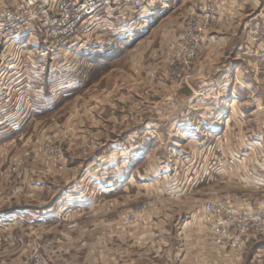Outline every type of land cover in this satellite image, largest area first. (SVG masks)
<instances>
[{
	"label": "rangeland",
	"instance_id": "374dc122",
	"mask_svg": "<svg viewBox=\"0 0 264 264\" xmlns=\"http://www.w3.org/2000/svg\"><path fill=\"white\" fill-rule=\"evenodd\" d=\"M145 4L144 10L133 14V23L112 21L103 26L100 17L95 18L91 24L84 25L89 27L86 33L80 29L72 41L74 44L61 51H50L39 31L38 43L34 37L20 39L25 45L22 55L33 61H26L24 67L30 119L20 131L0 127V206L19 205L24 195L21 182L27 184L39 172L46 175L47 181L62 185V196L68 194L72 181L79 180V194L86 196L83 204H95L98 211L107 202L102 188L108 180V169L116 174L130 169L143 174L138 182L143 188H133L116 197L121 201L135 199L144 204L150 193L145 190L150 189L147 184L155 181L158 187L163 186V194L167 193L166 187L168 191L174 190L170 189L173 179L172 183L179 184L176 189L187 184L180 170L197 166L196 160L185 156L192 146L179 140L168 144L165 128L154 130L157 140L150 141V129L146 127L151 120L164 121L170 112L180 113V109L202 98L181 100L180 96L172 95V89L183 84L173 79L170 58L185 27L195 18L204 21L213 10L217 21L207 34L223 24L233 27L234 36L222 40L226 43L221 46L223 55L208 63L207 72L217 76L210 92L202 89L207 96L200 103L215 101L236 109L231 115L237 124L222 129V151L237 146L241 157L245 153L246 133L258 136L261 126L246 121L258 119L261 111L255 109L264 108V0H145ZM172 21H176V30L168 32L172 26H167ZM226 32L231 31H222ZM202 51L203 41L193 75ZM222 72L225 77L218 76ZM192 81L193 77L186 84ZM50 88L55 94L46 101L50 97L45 93ZM74 89L76 93L67 95V91ZM15 97L10 94L9 100L5 98L6 103L0 104L12 109ZM178 135L181 137L180 129ZM133 141L136 146L141 145L144 154L122 156L125 151H133ZM201 146L213 147L207 142ZM110 155L112 158L108 159ZM207 162L208 167L212 166L213 159ZM241 168L238 174L233 169L220 179L226 191L218 193L206 188L205 200L219 195L244 210L255 207L264 194L248 185L244 165ZM153 169L157 175H147ZM172 169L177 171L176 176L168 175ZM8 180L12 183L10 187ZM15 189L17 193L13 195ZM180 189L175 193H181ZM46 200L52 202L49 196ZM74 221L68 213L59 231L53 232L47 226L46 242L54 236H64ZM259 244L264 250L263 244Z\"/></svg>",
	"mask_w": 264,
	"mask_h": 264
},
{
	"label": "crops",
	"instance_id": "0c3cea01",
	"mask_svg": "<svg viewBox=\"0 0 264 264\" xmlns=\"http://www.w3.org/2000/svg\"><path fill=\"white\" fill-rule=\"evenodd\" d=\"M18 1L0 0V10L14 7ZM175 24L176 21H172L167 26H172L167 29L168 32L176 30ZM225 29L231 32L223 34ZM232 30L233 27L220 24L208 33L203 39V51L192 83L171 91L181 100H198L202 97L198 103L188 104L183 110L180 109V113L170 112L164 121L151 120L146 127L150 129V141L157 140L153 135L154 130L165 128L168 144H176L179 140L192 146L185 156L196 160L197 166L180 170L184 175L183 181L188 182L179 188L181 193H175L179 191L176 189L179 184L172 183L174 179L170 186L174 190H169L171 193L166 187L168 194H163V186L158 187L155 181L147 184L150 189L145 190L150 193L144 204H139L135 199L121 201L116 197L130 189L143 188L144 185H138L142 180L139 177L143 174L135 169L117 174L108 169V180L103 181L102 188L107 202L102 203L98 211L95 204H83L86 196L79 194V180H71L68 194L62 196V185L47 181L46 175L39 172L27 184L21 182L24 195L20 197L19 205L14 208L4 204L0 206V264H20L22 259L36 250L44 251L49 264H264V250L259 241H246L241 253L224 250L209 237L198 215L206 201V188L218 193L226 191L220 179L233 169L238 174L243 165L248 185L264 194V108L255 109L258 113L261 111L258 119L246 121L248 124L256 122L257 126H261V131L257 132L258 136H254L253 132L246 133L245 153L239 157L237 146L234 149L230 147L227 152L221 148L222 129L237 124V119L231 115L236 109L230 105L223 107L215 101L200 103L207 96L202 89L210 92L217 76L216 73L207 72L208 63H214L223 55L222 47L226 43L222 40H231L234 36ZM218 37L221 39L216 41ZM223 73L218 76L225 77ZM76 91H67V95L72 96ZM54 94L51 88L47 90L45 95L50 98H45L46 101L52 100ZM41 103L44 108L45 101ZM179 129L181 137L178 135ZM206 142L213 147L201 146ZM135 143L132 142L133 151H125V154L121 153L122 156L142 154L141 145L136 146ZM137 143L140 144L139 141ZM111 158V155L108 156V159ZM210 159L213 162L208 167L207 161ZM176 173L172 169L168 175L176 176ZM55 175L58 174L53 173ZM83 175L86 173L83 172ZM147 175L157 173L153 169ZM7 183L9 185L10 181ZM47 196L51 197L52 202L46 200ZM218 197L214 196L213 199ZM66 200H70V203H63ZM68 213L75 218L77 226L65 231V237H52L60 242L47 251L45 243L49 237L45 228L49 226L53 232L59 231Z\"/></svg>",
	"mask_w": 264,
	"mask_h": 264
},
{
	"label": "built area",
	"instance_id": "2783aa9c",
	"mask_svg": "<svg viewBox=\"0 0 264 264\" xmlns=\"http://www.w3.org/2000/svg\"><path fill=\"white\" fill-rule=\"evenodd\" d=\"M145 5V0H19L13 8L1 10L0 102H5V98L8 101L10 94L16 97L12 109L7 104H0V127L20 131L30 119L31 104L24 67L26 61H33L22 55L25 45L19 42L20 39L34 37L35 43H38L36 34L39 31L49 44L50 51H61L74 44L72 41L80 29L83 34L86 33L89 27L84 25L91 24L95 18L100 17L103 26L112 21L133 23V14L144 10ZM216 21L213 10L204 21L195 18L182 31L177 49L170 58L174 67L171 72L173 79L182 84L192 80L193 66L200 55L203 37ZM43 56L40 54V57ZM12 193L15 195L17 190ZM198 215L209 237L222 249L241 253L248 240H257L264 248V196L255 207L246 210L227 197L206 200ZM76 226L72 222L67 229ZM59 242V239L49 240L45 249H53ZM20 264H49V260L44 251L36 250Z\"/></svg>",
	"mask_w": 264,
	"mask_h": 264
}]
</instances>
